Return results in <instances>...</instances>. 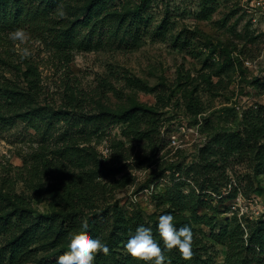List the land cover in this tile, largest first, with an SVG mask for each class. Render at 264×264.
<instances>
[{
    "label": "trees",
    "instance_id": "obj_1",
    "mask_svg": "<svg viewBox=\"0 0 264 264\" xmlns=\"http://www.w3.org/2000/svg\"><path fill=\"white\" fill-rule=\"evenodd\" d=\"M115 1L0 0V131L22 123L36 139L26 154L16 152L20 165L0 163V264H57L59 258L48 259L69 251L71 240L80 235L99 237L109 245L108 254L97 252L94 264H150L124 251L127 238L141 224L152 228L171 264H215L209 244L196 227L197 222L211 224L208 216L197 211L203 205L198 195L186 204L179 193L167 209L149 213L147 219L122 209L112 199L113 192L126 184L131 175L105 162L93 137L106 134L116 123H125L121 138L111 136L112 146L121 148L123 155L126 141L150 140V133L156 131L152 119L163 106V97L158 93L152 105L136 101L129 108L114 111L101 103L107 90L96 87L84 91L70 75L74 49H100L115 37L119 45H127L119 34L130 33L131 29L126 30L129 24V28L135 25L138 30L150 0L133 4V0ZM59 9H63V15ZM18 30L28 40L32 36L47 46L49 57L55 61L46 58L41 63L44 67L49 63L55 71L62 70L56 87L60 103L45 90L39 59L18 52L16 43L20 38H13ZM95 34L102 39H93ZM122 78L129 89L146 93L151 89L137 76ZM195 91V87L190 92L185 86L182 96L189 99V109L200 111L192 96ZM92 102L93 109L87 107ZM253 112L244 113L242 129H217L199 148L196 161L188 169L193 182L189 184L190 196L193 185L202 191L208 183L212 191L220 193L222 186L229 184L225 175L228 159L246 161L252 170L251 174L246 173L251 185L253 177L264 173V117L259 113L252 115ZM60 124L63 129L54 132ZM154 154L153 151L146 159ZM235 184L227 197L236 194ZM251 185L245 193L252 189ZM256 188L257 185L253 189ZM44 201L52 208L44 213L35 210L33 203ZM167 212L174 215L178 228L191 226V257L185 258L175 247L166 248L158 218ZM85 225L86 233L81 232ZM215 237L226 247L224 264H264V211L257 220L246 224L233 215Z\"/></svg>",
    "mask_w": 264,
    "mask_h": 264
},
{
    "label": "rangeland",
    "instance_id": "obj_2",
    "mask_svg": "<svg viewBox=\"0 0 264 264\" xmlns=\"http://www.w3.org/2000/svg\"><path fill=\"white\" fill-rule=\"evenodd\" d=\"M144 10L138 30L129 24L126 30L131 29L130 33L119 34L127 45H119L115 37L100 49H74L70 75L84 91L96 87L107 90L101 103L114 111L129 108L136 101L152 105L160 93L163 106L152 119L156 131L150 133V140L126 141L122 155L121 148L112 146L111 136L121 138L125 123L110 126L107 135L93 137L101 158L131 175L113 192L112 199L122 209L147 219V214L167 209L179 193L186 204L198 195L203 205L197 211L208 216L211 224L197 222L196 227L209 244L215 264H224L226 247L215 234L233 215L243 224L260 217L264 211V173L253 177L251 185L246 173L252 170L246 161L228 159L225 175L229 184L222 186L220 193L212 191L208 183L202 191L193 185L190 196L189 184L193 182L188 169L212 132L242 129L244 113L250 111L264 117V0H255L253 6L240 0H150ZM27 37L17 40L18 52L39 59L45 90L60 103L56 87L62 70L55 71L49 63L44 67L41 63L46 58L54 60L47 46L38 38ZM97 38L95 34L93 39ZM184 42L187 44L179 46ZM122 75L143 79L150 91L127 88ZM185 86L190 92L196 88L192 96L200 111L189 109V99L182 96ZM94 105L92 102L87 107L93 109ZM57 126L54 132L63 129L61 124ZM35 144L36 139L22 123L1 130L0 163L20 165L16 152L26 154ZM153 151L154 156L146 159ZM234 183L237 192L227 197ZM248 185L252 189L245 193ZM33 207L43 213L52 208L48 201L34 202Z\"/></svg>",
    "mask_w": 264,
    "mask_h": 264
},
{
    "label": "clouds",
    "instance_id": "obj_3",
    "mask_svg": "<svg viewBox=\"0 0 264 264\" xmlns=\"http://www.w3.org/2000/svg\"><path fill=\"white\" fill-rule=\"evenodd\" d=\"M63 15V9H59ZM25 33L18 30L13 33V38H24ZM171 212L161 214L158 218L160 236L167 249L177 248L185 258L192 256L193 231L191 226L177 227ZM87 226L81 227V232H87ZM124 247L133 257L150 262V264H171L165 255L160 242L154 237L151 227L139 225L127 238ZM97 252L109 253L108 243L99 238L80 235L71 240L67 254L60 256L57 264H94Z\"/></svg>",
    "mask_w": 264,
    "mask_h": 264
},
{
    "label": "built area",
    "instance_id": "obj_4",
    "mask_svg": "<svg viewBox=\"0 0 264 264\" xmlns=\"http://www.w3.org/2000/svg\"><path fill=\"white\" fill-rule=\"evenodd\" d=\"M240 1L249 2L251 6H253L255 2V0H240Z\"/></svg>",
    "mask_w": 264,
    "mask_h": 264
}]
</instances>
